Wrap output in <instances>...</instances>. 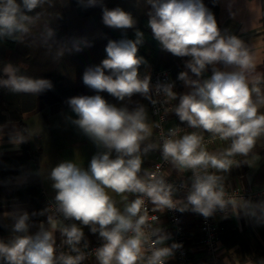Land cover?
<instances>
[{"label": "clouds", "instance_id": "clouds-1", "mask_svg": "<svg viewBox=\"0 0 264 264\" xmlns=\"http://www.w3.org/2000/svg\"><path fill=\"white\" fill-rule=\"evenodd\" d=\"M77 3L82 9L101 8L102 23L108 28L135 29L134 39H109L106 57L82 76L95 94L64 101L75 114L68 121L97 151L87 167L71 159L39 171L51 181L55 195L39 212L17 207L3 213L10 223L9 236L0 238V264H86L90 258L95 264H167L183 245L168 243L172 235L158 216L149 215V205L153 212L176 210L205 218L217 211L225 218L242 214L264 224V200L245 199L225 187L230 169L241 163L252 166L248 158L258 160L255 150L264 147V71L258 70L255 46L221 30L203 0H143L148 9L146 28L159 50L185 58V70L177 80L189 90L178 94L175 81L151 83L149 61L138 54L146 36L136 28L132 13L119 6L109 8L104 0ZM233 3L230 0L228 8L234 18ZM57 4L63 8L68 0H0V41L23 43L32 37L33 46L55 50L54 61L92 47L87 37L57 39L54 22L62 18L61 12L50 11ZM209 68L211 75L205 76ZM0 87L32 96L54 90L50 79L27 75L10 61L0 62ZM103 92L124 103H109ZM137 94L152 105L162 98L165 116L175 113L186 127L165 130L160 121L149 120L143 104L130 110L128 103ZM10 124L8 142L16 150L42 134V127L34 131L8 121L0 124V140ZM212 144L222 146L210 148ZM157 150L160 160L179 176L191 173L179 188L169 182L171 173L160 164L142 168L144 158ZM181 190L184 194L178 198ZM37 216L46 221L33 223ZM84 227L98 234L99 247L89 250ZM250 264H264V258Z\"/></svg>", "mask_w": 264, "mask_h": 264}, {"label": "crops", "instance_id": "crops-1", "mask_svg": "<svg viewBox=\"0 0 264 264\" xmlns=\"http://www.w3.org/2000/svg\"><path fill=\"white\" fill-rule=\"evenodd\" d=\"M229 3L230 0H219V3H217L216 20L218 26L221 30L226 29L231 34L240 37L249 46L254 45L257 59L261 62L258 66L264 64V24H262V0H234L231 9L232 12L236 13L234 18L230 16L228 8ZM247 5L251 6V11ZM184 70L185 69L183 67L182 71ZM210 75L211 69L209 68L205 76ZM188 90L189 89H187L181 81L175 87V91L178 94H183ZM36 99V108L33 111L23 113L20 121L11 122L19 127L25 126L34 131H39L42 127V134L27 142L30 153L33 156L35 172L39 179L38 194L41 197L42 203L44 197L53 198L55 193L48 181L38 174L41 169H50L63 160L71 159H74L87 167L88 162L94 155V152L96 153L97 149L95 145L93 149L91 146L92 142L68 121L67 117L71 116L75 118V114L71 112L68 106L61 104L58 98L51 91H46L45 93L36 96ZM178 102L179 100L177 99L173 103ZM122 103L124 102L118 101L115 104L120 106ZM137 104H143L146 107L149 120L153 121L150 114V102L137 94L132 97V101L128 103V107L131 110ZM175 121H179V119L175 113H172L166 125H172ZM4 123L6 122H0V124ZM11 130L12 125L10 124L9 127L5 129L3 139L0 140V161L19 157L23 154L22 144L19 149L16 150L14 146L8 142L7 133ZM220 146L222 145L216 144L210 148ZM87 151H89V156L86 154ZM255 152L259 157L258 160H252L251 156L248 158L251 161L252 166L246 163H241L238 167L230 169L229 173L226 174V188L235 187L241 184L250 185L256 188L264 187V147H258ZM154 153L155 152H152L144 158L142 168L149 169ZM88 157L90 159L87 160ZM80 159L81 161H79ZM237 159L243 162L244 158L237 157ZM13 171L14 168L11 166L0 165V188L12 186L20 188L26 184L27 175L19 172L15 173ZM167 172H170V175L173 177H181L175 170L171 169L170 165L167 166ZM184 176H186V173ZM182 196L183 194H178V198ZM259 200H264V198L253 199V201ZM17 207L22 210H26L27 212L31 211L30 203L22 197L0 196V219H3V213L5 211L10 212ZM43 219L46 221V217L40 216L36 219L35 223L38 224L39 222L44 221ZM181 219L187 236L191 264H208V257L206 256V253L199 241L201 234L199 232L197 213H181ZM159 222L160 225L172 235V229L167 223L164 215H161ZM227 222L232 223L239 230L255 228L258 225L254 220L245 217L242 214L239 217L231 215ZM83 230L89 243L100 240L98 238V234H92L88 227H84ZM8 236V232L0 233V238L6 239ZM58 236H60V234L57 232L56 237ZM258 240L264 244V236L258 237ZM169 242L170 241H168V243ZM237 248V245L227 247L219 242L216 264H250V262H252L251 260H246L244 262H239L237 260L235 257V250ZM167 263L174 264V258L169 259ZM87 264H95L94 259L88 261Z\"/></svg>", "mask_w": 264, "mask_h": 264}, {"label": "trees", "instance_id": "trees-1", "mask_svg": "<svg viewBox=\"0 0 264 264\" xmlns=\"http://www.w3.org/2000/svg\"><path fill=\"white\" fill-rule=\"evenodd\" d=\"M136 3L138 7V14H132L137 21L136 28L144 31L146 41L139 49V55L143 56L149 61L151 66L150 71L158 68H168L171 71L172 79L175 84H179L177 76L182 71L183 59L173 56L171 53H166L159 50L157 42L152 38L150 29L146 28L147 23V8L143 6V0H129ZM125 2L126 0H123ZM204 4L214 13L215 18L217 14V3L213 0H203ZM106 4V1L104 0ZM108 7V5L106 4ZM110 8V7H109ZM94 9V15L89 11ZM29 13L30 15H34ZM51 12H61V19L54 22V27L57 29V39H64L67 37H87L93 41V46L85 48L80 53L67 55L63 60L54 61V49L48 51L46 48L33 46L31 43L32 37L26 38L21 42H14L11 40L0 41V62L10 61L21 67L22 71L30 76L42 77L50 79L54 84V90H50L59 100V102L67 106L64 101L76 95H94L95 93L87 88L82 81V76L85 69L89 66L98 65L105 57V46L109 39L119 40L125 36L128 39H134L135 29H111L102 23L101 8L82 9L78 6L77 0H69L67 6L61 8L59 4ZM92 19L91 23L89 19ZM262 24H264V0H262ZM89 25L94 26V35H84L83 30ZM84 28L79 29V28ZM96 26V27H95ZM34 34L38 36V29H34ZM82 31V33H80ZM102 34V35H101ZM259 71H264V64L258 66ZM109 103L115 104L118 102L114 97L107 92L100 93ZM36 96L31 94H14L7 89L0 87V122L20 121L22 114L33 111L36 108ZM23 154L19 157L6 159L0 161L1 166H11L15 173H24L27 175L26 184L20 188L7 187L0 188V196H18L26 199L31 206V211L39 212L44 209L41 203V197L38 194L39 179L35 172V165L33 163V156L30 153L28 143L22 144ZM40 217H33L32 222ZM45 221V219H43ZM9 221L0 219V233L8 232L7 225ZM35 232V227L31 229ZM246 230H239L232 223L227 221L220 223L218 226V241L225 246L237 245L235 250V257L239 262L251 260L252 262L264 258V249L259 252H250L248 249V242L245 238Z\"/></svg>", "mask_w": 264, "mask_h": 264}, {"label": "built area", "instance_id": "built-area-1", "mask_svg": "<svg viewBox=\"0 0 264 264\" xmlns=\"http://www.w3.org/2000/svg\"><path fill=\"white\" fill-rule=\"evenodd\" d=\"M165 81H173L171 71L168 68H158L156 70L151 71V83L156 84L159 82H165ZM164 105L162 103H157L156 105H152L150 103V114L153 118V121H160L162 123V126L166 130L167 128H170L172 126H180V127H186V124L175 121L172 125L167 126V122L170 118V115L172 113H168L166 116L164 114ZM162 117H164L162 119ZM187 131H191L190 129H186ZM158 131V130H157ZM155 132V130H154ZM216 144L210 145V147L214 146ZM157 164H160L162 168L167 171L168 164H165L160 160V152L157 150L154 153V157L152 159V162L150 164L149 169H154ZM191 175V173H186V176L184 177H173L169 176L168 180L171 183H174L178 188L181 185L182 181H186L187 178ZM227 190L234 194V195H242L245 199H256V198H264V187L262 188H256L252 187L250 185H238L235 187L227 188ZM178 194H184L183 190H181ZM52 198L50 197H44L42 200V205L44 208L49 206V202ZM149 215L153 216L156 215L158 218L161 217V215H164L166 217L167 223L172 229V240H170L169 244H171L173 241L177 243H181L183 245L182 249L176 251L174 255V264H191V257L189 253L188 243H187V236L184 231V226L181 219V213L176 210H166L163 213L160 212H153L151 210V205H149ZM231 217V214L225 218V214L222 212L217 211V213L214 214V216L205 218L200 214H197V220L199 224V232L201 234L200 237V244L202 245L206 256L208 257V264H216L217 263V249L219 245L218 241V226L220 223L229 220ZM177 221H179L177 223ZM79 223V222H77ZM61 237H57V244H60ZM102 243L101 240H97L93 243H89V250L94 249L96 247H99ZM92 258H90L88 261H90ZM86 261V264L88 263ZM168 264V263H167Z\"/></svg>", "mask_w": 264, "mask_h": 264}, {"label": "rangeland", "instance_id": "rangeland-1", "mask_svg": "<svg viewBox=\"0 0 264 264\" xmlns=\"http://www.w3.org/2000/svg\"><path fill=\"white\" fill-rule=\"evenodd\" d=\"M105 1H106V4L108 5V7H110V8H114V7L119 6V7L123 8L125 11H128L132 14H134V13L138 14V12H137L138 7H135L136 3H134L133 1L126 0V4H125V2H122L123 0H105ZM89 11L94 15V9H92V10L89 9ZM89 21L91 23H93L91 17H90ZM84 27H87V25H84ZM93 28H94V26L89 27V25H88V27L86 29H84L82 27L79 29H82V30L84 29L83 33L86 36V35H94L95 30H92ZM80 33H82V31ZM91 146L94 149L93 143ZM86 154H87V156H89V151H87ZM90 154H91V152H90ZM94 154H95V152H94ZM88 159H90V158L88 157L87 160ZM79 161H81V159ZM48 183L51 185V181H48ZM262 236H264V224H258L255 228L246 229L245 238L247 239L248 249L250 250V252H253V253L259 252L261 249H264V244H262L258 240V237H262Z\"/></svg>", "mask_w": 264, "mask_h": 264}]
</instances>
